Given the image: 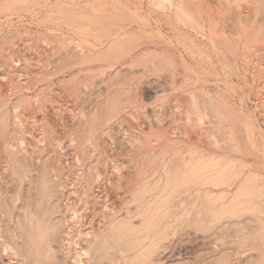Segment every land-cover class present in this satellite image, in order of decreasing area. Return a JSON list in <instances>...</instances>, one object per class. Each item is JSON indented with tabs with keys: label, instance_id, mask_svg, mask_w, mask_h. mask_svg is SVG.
Segmentation results:
<instances>
[{
	"label": "rangeland",
	"instance_id": "1",
	"mask_svg": "<svg viewBox=\"0 0 264 264\" xmlns=\"http://www.w3.org/2000/svg\"><path fill=\"white\" fill-rule=\"evenodd\" d=\"M95 1H83L80 4L85 11L82 20L84 24L78 27L85 31L83 34L80 30L82 31L80 34L86 38L88 44L91 46L97 44L93 46L98 47L97 53L94 51L95 53L92 52L94 54L84 55L80 60L72 46L56 45L55 56L53 55L54 58L51 59L52 65L54 64L53 66L58 70H67L52 75V78L49 77L51 79H48L44 88H41L45 98L50 97L52 100L54 98L52 102H56L57 105L59 103L60 109L63 106L64 124L57 120L55 113L57 110L52 108L51 101H45L42 113L48 116L49 132L43 143L42 141L37 143L34 157L26 155L25 152H15L7 145L9 139L16 136L17 138L14 139L17 140L22 134L13 121L15 119L13 107L19 101V97L8 100L0 96V211L7 219L6 239L16 251V259H10L5 253L2 254L0 249V264H74L72 254L68 253V242L65 240V218L68 214L62 208L66 198L62 185L68 183L69 178H73L79 169H83L86 175H92L97 170L107 173L110 169L103 164L100 152H97V156H91L84 148L87 138L94 130L100 132L103 139H109L108 141L113 143L117 156L125 158L131 148L129 137L123 135L127 123L139 131L151 133L149 126L158 105H163L165 114V121L160 127L165 137L154 147L150 146L149 153L144 156L147 161H144L143 166L132 168L134 175L127 198L120 197L115 189H109L110 199L114 201L116 212L99 238L93 239V251L88 264H264V140L261 139L262 133H259V131L264 132V88L257 86L261 81L260 78H264V71L256 79V85L249 86L245 84L243 78L238 79L235 73L230 75V72L223 67L233 58L240 61L244 54L251 53L250 49H264L260 41L254 42L253 32L258 31L257 29H247L243 37H239L235 32L237 29L235 27H238L237 5L248 4L253 6L254 11L260 9L259 15H263L264 0H260L261 3L258 2L259 0H246L247 3L245 0H213L214 3L218 1L224 3L222 8L228 10L226 14L230 16L234 28V30L232 28L224 30L221 28L223 24L216 23L215 29L217 28L220 34L217 43L226 51L225 55H217L218 57L212 51L213 43L208 35L203 36L202 31V35L199 32L201 29L197 22L199 16L194 17L196 19L194 25L187 23L185 26V23V29L183 20L186 17L182 16L177 7L170 8V11L166 12L109 7L102 9L100 2ZM88 4L95 6L92 12L88 11L90 8ZM40 10L31 13L23 9L19 17L12 15L8 10L1 12L0 43L5 45L6 51L10 47L8 44L13 35L17 40L21 36L25 39L30 36L34 39L37 36L33 43H38L37 38L42 37L46 32L44 36L49 37L50 34L49 38L52 40L62 34L60 32L73 34L78 30L76 25L71 27V22L66 23V26L59 20L57 23L54 19L56 13L51 14L50 11L43 10L40 12ZM177 12L180 19L177 17ZM51 15L53 16L50 17ZM67 26L71 28L67 29ZM121 26L127 29L131 37H138L134 42L145 44L132 55L127 54L131 47L123 48L120 43L116 44L118 47H114V42L110 41V43L107 40L109 38L103 36L105 31L115 32ZM176 28L189 31L187 32L189 33L187 41H189L186 46L188 49L181 44L183 41L177 38L178 35L174 32ZM16 32L19 34L15 35ZM6 37L10 39L6 40ZM102 38L104 41L100 43L98 39L102 40ZM251 42L254 44L252 45ZM167 43L175 44L177 54L179 49L184 47L186 52L191 51L189 52L191 54L186 55L185 61L188 66L194 67V78L198 79V83L200 82L199 86L197 83L198 90L210 89L213 92H223L236 110L248 118H253L258 128V136H254L256 143L253 145L254 151L260 153L259 158L245 156L243 151L231 141L224 124L213 112L210 114L212 117L209 116L206 120L207 123L192 128L195 130V133L193 131L195 135L191 136L192 140L170 135L169 131L178 124V121L171 117L168 102L174 96L186 102L183 95L185 92L173 89L169 70L168 72L159 69L145 70L141 63L143 61L140 60L144 58L143 55H151L157 49L166 48ZM30 49H32L30 52L36 53L35 47ZM45 56V54L38 56L39 62L41 61L38 69L46 74L51 72V65L48 56ZM263 57L264 50H260L248 57V61L257 59L255 61L257 63L258 59ZM5 58H1L3 62ZM176 61L180 63V76L184 78L186 72L183 70V61L179 57ZM79 62H81L80 66ZM68 65L72 67L68 68ZM78 68L82 69L78 70ZM4 69L5 67L1 68V73H4ZM2 79L0 77L1 81ZM4 79L3 81L7 82V79ZM232 81L239 82L240 86L233 85ZM79 82L83 84L81 88L78 87ZM4 85L3 88L6 89L7 86ZM55 90L61 94L56 93ZM136 93H140L143 98L136 101L140 107L133 110L134 105L131 103L136 100L134 98ZM159 96L164 99L158 100ZM31 97L32 94L25 98L20 97V100ZM111 103L116 105L118 103L121 106L127 104V110L129 109V112L124 114L126 121H123L122 125L116 120L109 126L112 138L104 134L103 130L106 126L104 122L98 120L99 123L96 121L94 123L93 119L85 121L80 116L76 118L74 116V113H79L80 109L83 110L87 106H90L91 116H95L103 112V109ZM130 112H133L134 116ZM90 123L91 128L88 126ZM154 125L156 126L157 123ZM83 126L85 129L82 131ZM93 126L95 128L92 129ZM7 133L9 135H6ZM247 133L246 131L242 133L244 139L247 138ZM55 135L60 138L58 141L54 139ZM101 140H96L99 147L103 145ZM36 142L35 139L34 143ZM131 149L135 151L133 147ZM75 154L79 155L81 159L79 162L74 158ZM94 164H97V170L94 169ZM105 188L104 186V190ZM80 208L84 207L80 206ZM118 257L120 258L117 259Z\"/></svg>",
	"mask_w": 264,
	"mask_h": 264
},
{
	"label": "bare ground",
	"instance_id": "2",
	"mask_svg": "<svg viewBox=\"0 0 264 264\" xmlns=\"http://www.w3.org/2000/svg\"><path fill=\"white\" fill-rule=\"evenodd\" d=\"M52 1L53 0H0V14H1V12L8 10V11L12 12V15L14 14V15H17L19 17L20 15H22L23 9H26L27 12L29 11L31 13H33L32 11L36 12V11L41 9V10L46 11V12L50 11L51 14L56 13V16L54 17V19L56 21L59 20L60 22H64L65 26H66V23H68V22L72 23L71 27H73L72 25H76L78 27V26L84 24L82 22V20L84 19V12L85 11L83 10L84 8L80 7V4L83 1L88 2L89 0H55L53 2ZM93 1H95V0H93ZM98 1L100 2V3L99 2L98 3L100 4V7H102V9L104 7H109L110 9L122 8V9H128V10L129 9H135V10H139V11L146 9V10H151V12H152V10L153 11L166 12L168 10L170 11V8L177 7L179 9L178 11H180L182 16L186 17V19H184L186 21L183 20V26L185 23H186L185 26L187 25V23L194 25V23H196V19H194V17L199 16L200 18L197 19V22L199 23L198 25L200 26V27L199 26L198 27H199V29L201 28L199 32L201 34V31H202L203 36L208 35L209 39H211V41L213 43V45H212L213 50L212 51L214 52V54L216 53V56L221 55V54H223V55L226 54L225 53L226 51L223 48L219 47V45L217 43V39H219L218 37H220V34L216 30L217 28L215 29V25L218 22L223 24L221 28H224V30H227V29L230 30V28H232L233 26L231 24L232 21L230 20V16L228 14H226L228 10L226 8H224V9L222 8V5H224V3H222V1L219 2L220 0L218 1V3H214L213 0H98ZM95 2H97V0ZM258 2H260V0ZM90 3H91V1L89 2V4ZM241 3L243 4V2H241ZM246 3H247V1H246ZM219 4H220V6H219ZM92 5H93V3H92ZM237 6H238V8H236L237 9L236 16H237L238 27H235V28H237L235 31L236 34L240 37V36L244 35V32H246L247 29H251V28L257 29L258 31L253 32V33H255V35L253 36L255 38L254 42L256 41V43H258V41H260L262 46H263L264 45V14L259 15L258 11L260 9H257V11H254L253 6H250L248 4H243V5L238 4ZM88 7H90L88 11H91V12L95 9V6L89 5ZM106 9H104V10L106 11ZM41 10H40V12H41ZM42 13H44V12H42ZM46 14H48V13H46ZM176 14H177V17H179L178 12ZM234 14H235V12H234ZM52 16L53 15H51L50 17H52ZM39 18H41V17H39ZM195 18H197V17H195ZM179 19H180V17H179ZM42 20H44V19L42 18ZM2 21H3V19H2ZM57 23H58V21H57ZM68 24H70V23H68ZM4 25H6V24H4ZM62 25L64 26V24H62ZM11 26H8V27H11ZM69 27L70 26H67V29ZM114 27L116 28V26H114ZM198 27H196L197 31H198ZM218 27H220V25ZM56 28L58 29L57 26H56ZM56 28H54V29H56ZM180 28H182V27H180ZM10 29H12V28H10ZM176 29H174V32L176 33V35H178L177 38L181 39L183 41L181 44L185 45V47H186L188 45L187 42L189 41V40L187 41V38L189 35V33L187 34V32H189V31L181 30L178 28H176ZM185 29H186V27H185ZM187 29H188V27H187ZM232 29L234 30V28H232ZM60 30H61V28H60ZM71 30H73V29H71ZM78 30H76V32H73V34L60 32L62 34H60V35L57 34L58 36L57 35L56 36L58 38L55 36L56 39L53 38L52 40H50L51 38H49V37H51L50 34H49V37L44 36L45 34H47V32H46L45 34L44 33L42 34L43 35L42 37L37 38L39 41L38 43H36V42L33 43L34 42L33 40H35L37 36L36 37L34 36L35 38L32 39L33 37L30 38L31 34L28 35L30 37H28L26 39L23 36H21L22 35L21 34L20 35L21 37H19L18 40L16 39V36L13 35L12 40L9 41L10 43L8 45L10 47H8L9 49L7 51H6L7 48L5 47V45L0 43V77L3 79L4 78L7 79V82L3 81V79H2V81L6 83L5 84L7 86L6 89L3 88L4 83H2V81L0 80V96H3L5 98H7L8 100H13L15 97H17V98L19 97V99H18L19 101L15 105L13 103L14 107L12 106L14 108L13 113H15V115L13 114L14 118H15L13 121H15V123L17 124V127L19 128V130L21 131L22 134L17 140L14 139L16 137L15 136L14 138L9 139L6 142L7 145L9 147H11V149L13 148V150H15V152L16 151L25 152V154L27 153L26 155L29 154L30 156H33L35 153L34 149L37 146V143L41 142V141L43 143V141L45 140V138L47 136V132H49L48 131V123L49 122L47 121L48 116H46L44 113H42V108L44 106L45 101H51L52 108L57 110V112H55L57 120L60 123L64 124L63 122H64V116L65 115L63 116V114H62V112L64 111L63 106L60 109L61 106H58L59 103L57 105L56 102H52L53 100H55L54 98H53V100L50 97L45 98V96L42 95L43 89L41 87L44 86L45 82H47L49 77L52 78V75H54V74L57 75L61 71L64 70V69L58 70L57 67L55 68L53 66L54 64L52 65L51 59L53 60V58H54L53 55L55 54L56 45L57 46L58 45H63V46H69L70 45V46H72L73 48H75V51H77L76 53H78L80 60H82L84 55L94 54L98 50V47H93V46H96L97 44H92V46H91L90 44L87 43L88 41L86 40V38L82 37V34H80V33L83 31V34H85V31L83 29H81L80 27H78ZM80 30H82V31H80ZM41 31H39V32H41ZM100 31H102V29ZM194 31H196V30H194ZM194 31H193V33H194ZM26 32L28 33L29 31H26ZM69 32H70V30H69ZM8 34L10 35V33H8ZM13 34H14V32H13ZM17 34H19V33L16 32L15 35H17ZM23 35H24V33H23ZM74 35H76V36H74ZM77 35H79V37ZM237 35H235L236 38H237ZM251 35H252V33H251ZM5 36H6V34H5ZM39 36H41V35H39ZM52 36H53V34H52ZM103 36L104 37L107 36V38H109V39H107L109 42L113 41L114 47H118L116 45L118 43L122 44L123 48H125L126 46L131 47L127 51L128 55H132L135 50H138V48L144 44L141 42L140 43L134 42V40H137L138 37L137 36H135L134 38L131 37L129 35V32L127 31V29L123 26L119 27V29L116 30L115 32L114 31L111 32V30L105 31V34ZM161 36H162V34H161ZM196 36H198V33L196 34ZM250 36H249V38H250ZM22 37L24 38V40L20 41L21 39H23ZM225 38H226V36H225ZM228 38H229V36H228ZM254 38H252V39H254ZM7 39H10V38L6 37V40ZM156 39L157 38H155V40ZM98 40L100 43H102L104 41L103 38H102V40H100V39H98ZM161 41H163V40H161ZM215 41H216V43H215ZM254 42H253V44H254ZM5 44H7V42H5ZM128 44H130V45H128ZM251 44H252V42H251ZM159 45H160V43H159ZM166 45H167L166 48H163L160 50L157 49L151 55H143L144 58L142 57L140 60L143 61L141 63H143L144 67L146 68V69L144 68L145 70L159 69V70H162V72H165L163 70H166V71L169 70L171 75H172L171 81H172V84L174 85L173 89L185 92V94H183V95H185L186 102H183L177 96H174L173 98H172V96H170V98H172L168 102V103H170L169 107L171 108V114L170 115L174 120L178 121V124L176 123L177 125L173 126V129L171 131H169L170 135L171 136H177V137H185L188 139L191 138L192 134L195 133V130H193L192 128L193 127L195 128V126L198 124L201 125V124L207 123L206 120L209 118V116H211L210 114L213 112V114L216 115L218 117V119L224 124V126L227 130V133L229 135V138L231 139V141H233V143H235L234 145L237 146L240 150H242L243 154L245 156H252V157L257 156L259 158L260 153L257 150H256V152L254 151V145H253V143H256L254 136L257 135V130H258L257 126L255 125V122L253 121V118H251V117L248 118L243 113H240L238 110H236L234 108V106L232 104H230V102L227 98V95H224L223 92H220V91H219V93L213 92L210 89L198 90L197 89L198 79L194 78V72H195L194 67L188 66L186 61H185L186 55L188 56V53L191 51H189V50H188L189 52L185 51L186 48L188 49V47H186V48L184 47V49L181 48V49H179L180 51L178 53L179 54V56H178V54H177L178 51H176L177 47L175 46V44L172 45L171 43H167ZM202 45L204 47L205 44H202ZM63 46H61V47H63ZM248 46H250V45L248 44ZM32 47L36 48L35 51L37 54L30 52L32 50L30 48H32ZM205 47H206V45H205ZM189 48H190V46H189ZM60 49H62V48H60ZM64 49H65V47H64ZM109 50H111V49H109ZM250 50H251V53L244 54L242 59H240V61H237L236 58H233L229 62H226L227 65L224 64L223 67L226 68L227 71L230 72V75H234V73H235L236 76L238 77V79L240 77L244 79L245 84H247L249 86H254V85H256L255 84L256 79H258L264 71V57L259 58L258 59L259 62L257 61V63H255V61L257 59L256 60L253 59L255 61L251 62V61H248V57H250L252 54L257 53L260 50H264V49L258 48L255 50H253V49H250ZM252 50H253V52H252ZM92 52H94V53H92ZM73 53L75 54V52H73ZM41 54L42 55L45 54L46 56H48V59H49L50 65H51V72L50 73H48L46 70H44L47 72L45 74V72L43 73L41 70H39L40 67H38V65L40 66L41 61L39 62L38 56H40ZM189 54H191V53H189ZM139 55H140V53H139ZM259 55H260V53H259ZM118 56H120V55H118ZM189 56H191V55H189ZM261 56H263V55H261ZM2 57H6L5 62H3V60L1 59ZM176 57L181 58V60L183 61L184 69L183 68L182 69L186 72L185 75H184V73H182L184 75V78L180 76V74H181V72H180L181 69H179L180 63L178 61H176L177 60ZM40 58H42V57H40ZM43 58H44V56H43ZM134 58H135V56H134ZM184 61H185V63H184ZM177 62H178V64H177ZM80 63L81 62L78 63L79 66H80ZM82 65H83V63H82ZM3 67H5V69H4L5 71H4V73H1V68H3ZM41 67H43V66H41ZM71 67L72 66H69L68 68H71ZM80 69H82V68H78V70H80ZM66 70H64L63 72H65ZM155 72H156V70H155ZM260 79H261V81L259 84L257 81V84H258L257 86L264 88V78L262 77ZM199 84H200V82L198 83V86H199ZM232 84L233 85L237 84L240 86V83L236 82V81L235 82L232 81ZM5 85H4V87H5ZM81 85H83V84H81V82H79L78 87L81 88ZM170 85H171V83H170ZM137 87H139V86H137ZM58 88H59V86H58ZM77 91H79V90H77ZM80 91H81V89H80ZM58 92L56 91V93H58ZM59 93L61 94V92H59ZM63 93L65 95V92H63ZM31 94H32L31 98H26L25 100L24 99L20 100V97L25 98L26 96L28 97V95H31ZM55 95H54V97H58ZM69 95H70V93H69ZM48 96H49V94H48ZM135 96L136 97H134V98L136 100L132 101V103H131L132 105H134L133 110H134V108L136 109V108L140 107L139 105H137L136 101L138 102V101L142 100V98H143L140 93H136ZM66 97H68V96H66ZM162 98L163 97H160V98H158V100H161ZM165 98H166V96H165ZM74 100H73V102H74ZM16 101H17V99H16ZM162 104H164V103H162ZM61 105H63V104H61ZM126 105L121 106L118 103H117V105H116V103H111L108 105V107H105L104 109L102 108L103 112L100 111L101 113L95 114V116L94 115L91 116L90 106H87L83 110L80 109L79 113H74V116H75V118H76V116L77 117L80 116L82 119H85V121H90L91 119H93L94 123H96V122L99 123V121H101V123L104 122L106 126H104L105 128H104L103 132H104V134L106 133L109 137L112 138L113 135L109 129V126L111 125L112 122H114L116 120L119 121L118 124L122 125V123L124 121V114L129 112V109L127 110L128 106H126ZM168 105L169 104H167V106ZM97 108H98V106H97ZM54 109H52V110H54ZM58 110H60V112H58ZM68 111H69V109H68ZM138 111H140V110H138ZM72 112L73 111H71V113ZM154 112H155L154 118L151 122V125L149 126L151 128V133H149V132L145 133L144 131L143 132L139 131L136 127L129 126V124L127 123V127L124 128L123 135H127V137H129V143L131 145V148L133 147V149H135V151L130 148L128 150V153H127L128 155L125 158H120L119 156L116 155L115 149L113 147V143L108 141L109 139L108 140L103 139L102 134L100 132H97L96 130H94V132L91 133V135L89 137L87 136L88 138L85 142L86 147H84V148L89 152V154L91 156H97V152H100V156H102L103 164L110 169L107 171V173H104V172H101L102 170H97L98 166H96L97 164H94V169H96L97 171L95 173L92 172L93 173L92 175H86L84 173L83 169L82 170L79 169L73 178H69L68 183L66 182L62 185V188L66 192V198L64 199V204L63 205L61 204V205H62V208L64 209V211L68 214V215H66L67 217L65 218V227H66V238H65V240H67V242H68V245H69L68 253L70 255L72 254V257L74 258V264H88L89 263L90 256H91L92 251H93L92 250L93 249V239H95L97 237L99 238V235L107 227V225L111 222L112 216L116 212L114 201H112L110 199L109 189L110 190L115 189L120 197L127 198L128 194L130 192V189H131L130 184L132 183L131 182V180L133 178L132 176L134 175L132 173V168H134V167L137 168V167L143 166L144 161H147V158L145 160L144 156L147 153H149L148 151L150 150V146L154 147L155 145H157L158 142H160L165 137V133H163L160 130L161 124L163 123V121H165L164 120L165 114H164V110H163V105L162 106L158 105V107L155 109ZM237 113H239L240 115ZM130 114L134 116L133 112H130ZM70 116H72V115H70ZM50 118H51V116H50ZM67 119H69V118H67ZM101 119H103L104 121ZM151 119H150V121H151ZM143 120H144V118H143ZM215 120H216V122L218 121L216 118H215ZM13 121H12V123H13ZM71 121H69V122H71ZM153 121H155L157 123V125H156L157 127L154 125V124H156L155 122L153 124ZM83 123H86V122H81V124H83ZM218 123H220V122H218ZM124 125H126V124H124ZM65 126H63V127H65ZM88 126L91 128V126H92L91 123ZM224 126H223V128H224ZM8 127L9 126H7V128ZM68 128H69V126H68ZM93 128H95V126H93L92 129ZM99 128H98V130H99ZM209 128H210V126H209ZM66 129H63V130H66ZM83 129H85V127L82 128L81 130L83 131ZM77 130H79V132L81 131L80 129H77ZM203 130H205V129H203ZM220 130H222V129H220ZM260 130H262V129H260ZM100 131H101V128H100ZM193 131H194V133H193ZM244 131L248 132L247 133L248 136L246 139H244V137L242 135V133H244ZM52 132H53V130H52ZM73 133L75 135V132H73ZM76 133H77V131H76ZM259 133H262L261 139L264 140V132L259 131ZM89 134L90 133L88 131V135ZM6 135H9V134L7 133ZM76 135H78V134H76ZM85 135H86V133H85ZM72 137H73V135H72ZM101 138L103 140H101ZM212 138L214 139V137H212ZM1 139H2V137H1ZM35 139L37 141L36 144L34 143ZM49 139H50V137H49ZM54 139L56 141H58L60 138H58V136L55 135ZM166 139H168V138H166ZM96 140L97 141L101 140L103 145L101 144L99 147ZM191 140H192V138H191ZM179 141H180V139H179ZM227 141H228V139H227ZM256 141H257V139H256ZM60 142H62V141H60ZM73 142L74 141H72V143ZM74 149H76V148H74ZM78 156H77V154H75L74 158L75 159L77 158V161L79 162L81 159ZM105 180H106V182H105ZM64 181H66V180H64ZM104 186L106 187L105 190H104ZM80 206H82L84 208L81 209ZM6 226H7V219L5 218V214L0 211V249H1V253L2 254L5 253L10 259H16V257H15L16 251L14 250L13 246L6 239V234H5ZM119 258L120 257H118L117 259H119Z\"/></svg>",
	"mask_w": 264,
	"mask_h": 264
}]
</instances>
